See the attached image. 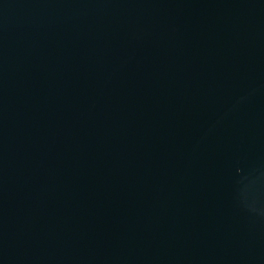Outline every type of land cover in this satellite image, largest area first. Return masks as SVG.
<instances>
[{
    "label": "water",
    "instance_id": "1",
    "mask_svg": "<svg viewBox=\"0 0 264 264\" xmlns=\"http://www.w3.org/2000/svg\"><path fill=\"white\" fill-rule=\"evenodd\" d=\"M0 264H264V0H0Z\"/></svg>",
    "mask_w": 264,
    "mask_h": 264
}]
</instances>
